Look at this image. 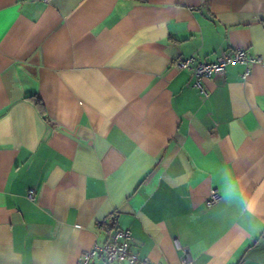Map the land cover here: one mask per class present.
<instances>
[{"label":"crops","instance_id":"crops-1","mask_svg":"<svg viewBox=\"0 0 264 264\" xmlns=\"http://www.w3.org/2000/svg\"><path fill=\"white\" fill-rule=\"evenodd\" d=\"M235 49L260 60L207 97L177 65ZM115 229L153 264H264V0H0V264Z\"/></svg>","mask_w":264,"mask_h":264},{"label":"built area","instance_id":"built-area-1","mask_svg":"<svg viewBox=\"0 0 264 264\" xmlns=\"http://www.w3.org/2000/svg\"><path fill=\"white\" fill-rule=\"evenodd\" d=\"M259 60L258 57L249 56L243 49H235L223 52L212 62L197 61L195 57L188 56L179 59L177 65L191 72L193 77L192 86L199 91L202 97H207L209 93L204 89L201 83L203 77L223 74L229 65L235 63L244 65L245 71L243 76L245 77L249 73V65L259 62ZM29 197H32L31 191ZM219 201L220 196L218 191L214 188L210 189L208 197L205 200V205L207 207H212L217 205ZM107 223L110 224L111 221L108 220ZM101 224L102 223H98V226H101ZM130 240L131 235L128 229H115L107 236L103 243H95L90 250L85 252L81 256L79 264H91L94 259L100 256H102L108 264H153L148 259H141L136 253L130 251ZM177 248L181 250L177 264H192L189 257V249L180 245H177Z\"/></svg>","mask_w":264,"mask_h":264},{"label":"clouds","instance_id":"clouds-1","mask_svg":"<svg viewBox=\"0 0 264 264\" xmlns=\"http://www.w3.org/2000/svg\"><path fill=\"white\" fill-rule=\"evenodd\" d=\"M42 264H65L59 254H52L49 259L42 261Z\"/></svg>","mask_w":264,"mask_h":264},{"label":"trees","instance_id":"trees-1","mask_svg":"<svg viewBox=\"0 0 264 264\" xmlns=\"http://www.w3.org/2000/svg\"><path fill=\"white\" fill-rule=\"evenodd\" d=\"M27 98L33 100L35 103H38L37 99L34 96H27Z\"/></svg>","mask_w":264,"mask_h":264}]
</instances>
